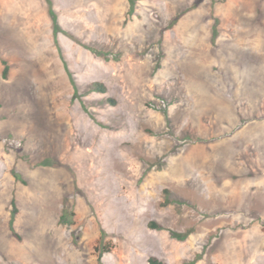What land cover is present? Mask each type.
<instances>
[{
  "label": "rangeland",
  "instance_id": "obj_1",
  "mask_svg": "<svg viewBox=\"0 0 264 264\" xmlns=\"http://www.w3.org/2000/svg\"><path fill=\"white\" fill-rule=\"evenodd\" d=\"M150 258L264 264V0H0V264Z\"/></svg>",
  "mask_w": 264,
  "mask_h": 264
},
{
  "label": "trees",
  "instance_id": "obj_2",
  "mask_svg": "<svg viewBox=\"0 0 264 264\" xmlns=\"http://www.w3.org/2000/svg\"><path fill=\"white\" fill-rule=\"evenodd\" d=\"M2 64L4 66L3 71H2V76H3L4 79H7L9 77L10 67H9L8 62L6 60H2ZM12 206L13 207L16 206V202H15L14 198L12 199ZM150 227H156V224L155 223H151ZM149 263L150 264H164L161 261H159L157 258H150Z\"/></svg>",
  "mask_w": 264,
  "mask_h": 264
}]
</instances>
